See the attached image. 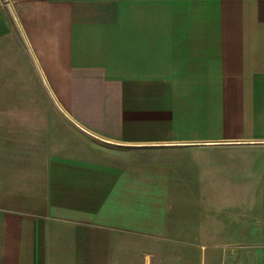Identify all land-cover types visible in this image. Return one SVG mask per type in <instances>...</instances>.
Wrapping results in <instances>:
<instances>
[{"label":"crops","instance_id":"0c3cea01","mask_svg":"<svg viewBox=\"0 0 264 264\" xmlns=\"http://www.w3.org/2000/svg\"><path fill=\"white\" fill-rule=\"evenodd\" d=\"M0 72V264H264V0H0Z\"/></svg>","mask_w":264,"mask_h":264},{"label":"rangeland","instance_id":"374dc122","mask_svg":"<svg viewBox=\"0 0 264 264\" xmlns=\"http://www.w3.org/2000/svg\"><path fill=\"white\" fill-rule=\"evenodd\" d=\"M1 71H5V70H1ZM1 73V72H0ZM8 78L6 76V74L4 73V75L0 74V86L3 85V88L6 87V85L8 84ZM1 89V87H0ZM19 96H23L26 94L25 93H21V92H8V91H4V90H0V99H8V98H13V95H18ZM256 254H264V245L259 246L256 248ZM259 262H256V264H258ZM193 264H204V260L203 257H200V255H197L196 257H194V262Z\"/></svg>","mask_w":264,"mask_h":264}]
</instances>
